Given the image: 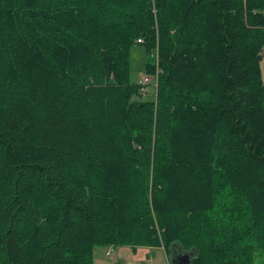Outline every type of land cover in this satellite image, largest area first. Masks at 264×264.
<instances>
[{"label": "trees", "instance_id": "trees-1", "mask_svg": "<svg viewBox=\"0 0 264 264\" xmlns=\"http://www.w3.org/2000/svg\"><path fill=\"white\" fill-rule=\"evenodd\" d=\"M262 60L264 0H0V264L264 261Z\"/></svg>", "mask_w": 264, "mask_h": 264}, {"label": "rangeland", "instance_id": "rangeland-1", "mask_svg": "<svg viewBox=\"0 0 264 264\" xmlns=\"http://www.w3.org/2000/svg\"><path fill=\"white\" fill-rule=\"evenodd\" d=\"M139 42V41H138ZM146 51L143 45L134 44L130 49V81L140 84L145 76H150L145 71ZM262 79L264 81V60L261 62ZM153 85L148 84L145 87V93H142V99H151L153 97ZM110 251L111 255H106ZM131 251L120 247L101 244L94 249L93 264H168L165 251L160 247H151ZM256 263L264 264L260 254L256 255Z\"/></svg>", "mask_w": 264, "mask_h": 264}, {"label": "built area", "instance_id": "built-area-1", "mask_svg": "<svg viewBox=\"0 0 264 264\" xmlns=\"http://www.w3.org/2000/svg\"><path fill=\"white\" fill-rule=\"evenodd\" d=\"M139 42H141V40L139 39L138 40ZM148 84H151L153 85V88L155 90L156 86H157V74H154V75H150V76H145L144 79H143V82L140 83L141 87H140V92L141 94L142 93H145V87L146 85ZM106 255H111V252L110 251H107L106 252Z\"/></svg>", "mask_w": 264, "mask_h": 264}, {"label": "water", "instance_id": "water-1", "mask_svg": "<svg viewBox=\"0 0 264 264\" xmlns=\"http://www.w3.org/2000/svg\"><path fill=\"white\" fill-rule=\"evenodd\" d=\"M185 255H186L185 253L177 254V253L172 251L171 256H170L171 262H173V264L175 262H176V264H183ZM188 262H189V259L187 260V262L185 264H187Z\"/></svg>", "mask_w": 264, "mask_h": 264}, {"label": "crops", "instance_id": "crops-1", "mask_svg": "<svg viewBox=\"0 0 264 264\" xmlns=\"http://www.w3.org/2000/svg\"><path fill=\"white\" fill-rule=\"evenodd\" d=\"M121 248H123V249H127V250H130V254L132 253L131 251L133 250V251H135V253L137 252L136 250L137 249H139V250H142V249H150L151 247H141V248H137L136 250H134V249H132L131 247H129V246H121ZM160 248H162V247H160ZM163 249V248H162ZM166 256H167V260H168V264H169V257H168V255L166 254Z\"/></svg>", "mask_w": 264, "mask_h": 264}, {"label": "bare ground", "instance_id": "bare-ground-1", "mask_svg": "<svg viewBox=\"0 0 264 264\" xmlns=\"http://www.w3.org/2000/svg\"><path fill=\"white\" fill-rule=\"evenodd\" d=\"M138 41V40H137Z\"/></svg>", "mask_w": 264, "mask_h": 264}]
</instances>
